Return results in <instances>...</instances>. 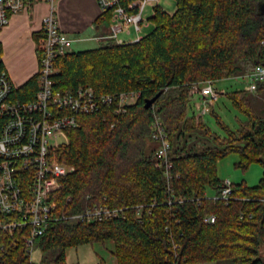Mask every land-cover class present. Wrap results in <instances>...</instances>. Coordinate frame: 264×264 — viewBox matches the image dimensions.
<instances>
[{
  "label": "trees",
  "instance_id": "1",
  "mask_svg": "<svg viewBox=\"0 0 264 264\" xmlns=\"http://www.w3.org/2000/svg\"><path fill=\"white\" fill-rule=\"evenodd\" d=\"M134 1L121 3L128 7ZM151 21L153 29L139 41L73 51L56 60L57 91L89 85L98 97L128 91L140 97L124 112L102 106L81 115L79 126L68 131L70 142L58 152L75 171L57 192L59 211L80 214L106 205L119 214L53 223L34 241L41 263L66 264L68 248L112 240L117 264H264V173L255 186L233 183L230 202L206 197L209 189L224 188L218 162L231 153L239 155L237 166L244 170L253 162L264 169V117L252 110L247 99L252 91L231 94L249 116L237 132L225 127L227 135L221 136L191 113L195 85L215 86L264 64V0H176L174 13L155 5ZM1 54L0 42V69ZM36 91L35 74L16 93L32 99ZM160 91L145 108V100ZM261 91L264 81L253 92ZM155 111L172 143L167 162L152 138ZM197 133L209 139L202 148L188 143ZM209 216L215 221L208 222ZM1 243L0 264H25L22 232H0Z\"/></svg>",
  "mask_w": 264,
  "mask_h": 264
},
{
  "label": "built area",
  "instance_id": "2",
  "mask_svg": "<svg viewBox=\"0 0 264 264\" xmlns=\"http://www.w3.org/2000/svg\"><path fill=\"white\" fill-rule=\"evenodd\" d=\"M34 0H0V31L8 26L12 16L29 8ZM49 5L42 20V36L38 43L37 91L32 99H21L8 71L0 69V232L14 236L22 232L27 248L25 264H36L35 239L45 234L50 226L65 219L104 220L119 214L106 205H96L80 214H64L58 209L57 192L63 179L75 171V167L63 163L59 149L69 143L68 131L79 126V117L96 113L102 106H116L117 112L134 105L140 93L137 91L96 96L93 87L79 86L63 92L55 89L58 57L73 52L74 38L64 31L58 21L56 0H45ZM159 0H135L128 7L121 0H97L102 14L110 16V35L116 44L129 41L131 27L142 31L144 10L155 6ZM149 24V22L147 23ZM123 34V36H121ZM245 81L248 90L257 91L264 81V64L252 67L237 76ZM202 98L200 112L211 111L219 98L213 81L195 85ZM152 138L157 143V153L168 161L172 149L164 120L155 111ZM167 172V171H166ZM168 173V172H167ZM233 183L225 181L224 188L210 197L230 202ZM214 222L215 216H209ZM4 249V244H0ZM1 258V255H0Z\"/></svg>",
  "mask_w": 264,
  "mask_h": 264
},
{
  "label": "crops",
  "instance_id": "3",
  "mask_svg": "<svg viewBox=\"0 0 264 264\" xmlns=\"http://www.w3.org/2000/svg\"><path fill=\"white\" fill-rule=\"evenodd\" d=\"M160 1L156 5H160ZM150 6L154 9L153 5ZM48 9L47 1L34 0L29 8L12 16L10 24L0 31L4 68L19 87L38 71L37 49L42 36V20ZM175 10L176 6L174 10L167 11L174 13ZM56 13L61 28L74 38V46L94 45L79 51L99 48L113 42L108 38L111 32L110 18H104L106 14H102L97 0H56ZM151 27H146L145 30L149 33L153 29ZM130 29L131 34L126 36L129 41L144 36L142 32L138 34L135 27Z\"/></svg>",
  "mask_w": 264,
  "mask_h": 264
},
{
  "label": "rangeland",
  "instance_id": "4",
  "mask_svg": "<svg viewBox=\"0 0 264 264\" xmlns=\"http://www.w3.org/2000/svg\"><path fill=\"white\" fill-rule=\"evenodd\" d=\"M160 5H162L166 10H174L176 6V0H161ZM154 14V9L148 6L143 12V18L145 19L142 33L146 35L148 32L145 30L146 27L152 26L153 22L151 17ZM149 22V24H147ZM145 30V31H144ZM123 36V34H121ZM114 43V42H111ZM86 46H94L91 44L74 46L73 50L79 51L81 48H90ZM215 88H217L219 94L218 100L214 103L213 111L207 114H202L200 112V107L203 103L200 97L199 90L197 88H192L191 94V105L193 112L195 114V119L197 122L200 119H204L205 122L211 127L213 131L221 136L227 135V130L225 127L232 131L239 130L242 125L248 123L249 116L238 107L231 94L233 95L240 90H248L245 81L241 78L231 77L218 80L215 82ZM247 99L251 102L252 110L259 117H264V91L261 92H250L247 94ZM212 110V109H211ZM196 138H190L188 143L190 145L198 148H202V144H207L209 140L204 135L196 134ZM70 142V136H69ZM240 157L237 153H231L224 158L220 159L218 162V174L223 180H229L232 183L245 182L248 186H255L259 183L263 176L264 169L261 163L253 162L249 165L247 169H243L237 166ZM72 166V165H71ZM217 192L209 189L208 195L213 197ZM114 248V242L108 240L105 242H96L93 244H83L78 247H70L67 249V261L66 264H99L105 262L106 264H117V259L113 255L112 250ZM33 259L36 264H42V253L39 249H36L33 254ZM208 264H232L230 260H222Z\"/></svg>",
  "mask_w": 264,
  "mask_h": 264
},
{
  "label": "water",
  "instance_id": "5",
  "mask_svg": "<svg viewBox=\"0 0 264 264\" xmlns=\"http://www.w3.org/2000/svg\"><path fill=\"white\" fill-rule=\"evenodd\" d=\"M163 93V91H160L158 94H156L152 98H148L145 100V108H150L159 98V96Z\"/></svg>",
  "mask_w": 264,
  "mask_h": 264
}]
</instances>
